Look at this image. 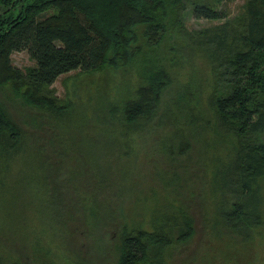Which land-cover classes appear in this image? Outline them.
Here are the masks:
<instances>
[{"label": "trees", "instance_id": "trees-1", "mask_svg": "<svg viewBox=\"0 0 264 264\" xmlns=\"http://www.w3.org/2000/svg\"><path fill=\"white\" fill-rule=\"evenodd\" d=\"M216 1L0 0V212L8 218L17 213L15 187L24 182L12 177L25 180L37 196L35 203L29 196L27 205L35 214L29 220L32 232L40 213L42 220L47 211L54 213L53 224L62 229L72 209L79 208L76 202H89L81 209L99 211L98 190L104 191L109 174L104 160L113 153L109 144L135 150V140L167 125L172 131L162 134L160 141L170 143L164 150L175 159L187 154V165L193 153L199 163L192 177L203 183L197 190L209 206L212 237L231 239L219 248L214 243L200 264H213L222 253L233 261L228 251L237 241L245 258L264 228V0H244L232 15ZM188 12L216 21L188 27ZM22 48L34 59L23 68L10 59L12 50ZM110 67L121 69L118 83L89 101L91 95L77 92L85 74ZM72 69L80 73L62 99L51 83ZM12 103L29 110L13 111ZM21 114L34 120L30 130L23 127ZM43 114L49 124L40 129L35 120ZM86 114L95 120L92 127L84 126ZM93 135L107 141L103 151L91 161L68 159L75 141ZM55 153L59 158L52 157ZM171 172L163 185L153 184L161 200L154 209L158 212L147 217L150 226L134 219L135 209L120 225L116 264H166L169 245L193 234L192 215L177 195L179 185L191 184V174ZM75 175L90 181L69 183ZM32 238L27 254L49 256L47 238L36 232ZM32 263L0 240V264Z\"/></svg>", "mask_w": 264, "mask_h": 264}, {"label": "rangeland", "instance_id": "rangeland-1", "mask_svg": "<svg viewBox=\"0 0 264 264\" xmlns=\"http://www.w3.org/2000/svg\"><path fill=\"white\" fill-rule=\"evenodd\" d=\"M244 0H217L216 5L222 7L227 11L228 15L235 14L238 12L243 4ZM185 24L188 27H199L216 20H210L203 16H194L188 12L185 18ZM10 59L13 64L23 68L26 65L33 64L34 59L29 55L25 48L14 49L10 53ZM79 71L75 69L68 70L60 73L51 83L55 93L62 99L66 98L68 94V87L71 85V80ZM123 77L120 68L110 67L105 72L97 71L93 74H85V77L80 79L77 86V92L84 97L86 93L91 95L88 99H94L99 91L108 89L112 83L116 84ZM71 87V86H70ZM87 101V104L89 102ZM11 110L28 112V108L19 103H12ZM32 112V111H30ZM88 113V109H87ZM22 115V114H21ZM25 120L22 121L23 127L30 130L34 120L29 115H22ZM92 115H87L84 118L85 127L91 126L94 119ZM36 122L41 123L40 129L47 128L49 124V118L47 115H39ZM92 127V126H91ZM48 131V129H47ZM172 131V127L167 125L163 128L157 127L154 135L145 137L142 139L139 137L136 143L135 150L130 149L125 151L121 148H114L117 144L110 143L113 153L110 157H105L106 168L108 169V176L102 185L104 191L98 190L100 195L97 197V203L100 207L99 211H90L81 209V205L88 204L89 202L74 203L76 206L72 209L71 218H68V225L62 229H58L55 222L54 213L47 211V217L42 220L43 215L40 213L36 215L38 217L37 226L33 232L36 234H42L47 238V246L51 247L49 256H37L31 255L32 251H29V244L34 242L36 239L32 238V231L30 228L29 220L34 217L32 207L29 205L30 197L33 199V203L37 201V196L32 193L31 189L25 184V180H12L20 183L15 187L18 198L16 200L17 213L14 214V218H8L4 213L0 212V220H8L6 222H0V240L6 244V247L12 251V253L26 262L29 259H33L32 264H116L117 263V248L116 243L118 240L117 234L120 225L126 220V216L131 213L130 209L134 210V219L142 220L143 224H148L150 220L147 218L150 215H154V209L158 207V201L161 198L155 194L157 188L153 184H164L165 180H168L172 176V170L176 169L178 175L184 176L187 173L190 175L189 183L179 185L177 193L180 196L181 204L184 209L191 213L194 224V232L187 239L183 241L175 242L173 245H169L166 254V264H200L202 259L206 257L214 250V243L217 248L223 246L226 242L231 239L226 236H218L216 240L212 237V231L209 228L210 214L208 213L209 206L202 199L199 191L203 188V183L192 177L193 168L199 167V163L195 162V157L191 153L192 158L187 160V154L172 156V153L168 154L164 149V145H170L168 141H160L166 132L167 135ZM49 132V131H48ZM91 132L90 134H92ZM77 136L83 134V132L76 133ZM89 134V135H90ZM88 140L75 141L76 146L69 148L68 155L70 158L76 159H87L92 160L93 155L100 151H103L104 144L107 141L101 140L99 142L95 139L94 135ZM47 142V143H46ZM81 142V144H80ZM49 141H44V145L48 144ZM92 146L90 147L89 145ZM83 146V147H82ZM101 148H98V147ZM49 152H51V146H47ZM53 158H59L58 155L52 156ZM86 161V160H85ZM95 163V160L94 162ZM92 163V165H93ZM59 164V163H58ZM87 164V161H86ZM84 164V166H86ZM60 166H66L64 162H61ZM76 167L78 164L75 165ZM23 168V163L20 166ZM26 169V166H25ZM163 169L164 173H156V170ZM165 170H168L166 172ZM29 172L27 169L24 170ZM26 173V172H25ZM15 176V173L14 175ZM27 176V174H26ZM85 176V175H84ZM82 175H75L70 179V182L77 183L78 186H82L90 181L88 178H84ZM8 181V179L6 178ZM11 182V180L9 179ZM164 182V183H163ZM66 183V182H65ZM167 185V184H166ZM171 185L172 183L168 184ZM105 186V188H103ZM199 191H198V190ZM170 196L172 197V188L169 189ZM30 196V197H29ZM132 198L136 201H130ZM129 201V203H128ZM179 204V201H177ZM37 204V203H36ZM166 204V203H165ZM8 205V204H7ZM166 205L164 206V208ZM0 208L1 205H0ZM157 209V208H156ZM160 209V208H158ZM67 211L63 208V212ZM30 215V217H29ZM31 221V220H30ZM36 221V220H35ZM11 224V225H10ZM58 226V225H57ZM262 232H259L261 231ZM229 233V232H228ZM259 234L264 233V228L258 229ZM254 237V241L249 244L248 252L245 258L240 257L242 242H235L236 247H232L228 252H232L231 255L233 261L229 258L226 260L225 255L218 254L213 264H264V237ZM235 241V240H233ZM223 248V247H222ZM221 249V248H220ZM222 251V250H221ZM223 252V251H222ZM29 255V256H28ZM218 259V260H217ZM221 259V261L219 260ZM228 261V262H227ZM207 262V261H206Z\"/></svg>", "mask_w": 264, "mask_h": 264}]
</instances>
